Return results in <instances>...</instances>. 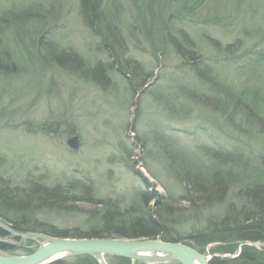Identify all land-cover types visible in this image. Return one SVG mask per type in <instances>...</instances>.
<instances>
[{"label":"rangeland","instance_id":"1","mask_svg":"<svg viewBox=\"0 0 264 264\" xmlns=\"http://www.w3.org/2000/svg\"><path fill=\"white\" fill-rule=\"evenodd\" d=\"M152 1L100 0L101 28L115 32L105 41L116 67L83 21L79 0H0L1 222L10 225L6 216L22 227L71 234L99 230L107 211L124 221L161 207L185 244L228 216L247 173L263 174L264 0H155L153 18ZM96 65L102 68L95 72ZM72 136L76 149L66 144ZM182 164L208 181L217 172L227 188L223 200L188 201L175 175ZM1 238L11 255L38 247L32 239ZM240 242L197 249L222 260L247 247L264 264L262 242ZM77 256L58 260L100 264Z\"/></svg>","mask_w":264,"mask_h":264},{"label":"trees","instance_id":"2","mask_svg":"<svg viewBox=\"0 0 264 264\" xmlns=\"http://www.w3.org/2000/svg\"><path fill=\"white\" fill-rule=\"evenodd\" d=\"M79 11L81 17L89 29L100 36V39L103 41V46L105 51L109 52L112 63H115L117 67V59L114 58L112 52L113 46L105 41L106 37L109 39H114L115 32L111 29H105L104 31L101 28L102 24V11L100 0H79ZM143 3V0H140ZM134 5H137V1L133 0ZM149 6L151 8L152 4H157L159 9V3L155 0L152 1ZM145 4V2H144ZM145 6V5H144ZM188 5L183 6L185 8ZM149 8V9H150ZM152 8L149 13L151 15ZM160 12V11H159ZM153 14V13H152ZM144 16L141 17V25L145 26ZM152 17V15H151ZM153 18V17H152ZM147 35H149V30H147ZM185 41L187 38L183 35ZM174 48H179L177 42L172 40ZM68 52H62V54H67ZM76 56L75 54H73ZM77 57V56H76ZM188 61H194L195 58L189 55ZM58 61V60H57ZM63 63L62 61H58ZM1 67V66H0ZM100 66L97 65L94 68L96 72L99 70ZM131 73H137V66L133 64L131 67ZM103 70V69H102ZM120 71L121 70L120 68ZM59 129L57 124H51ZM184 164L180 165L179 174H176L177 179L182 182V184L187 189L188 201L191 203L222 201L226 192V185L221 184V180L218 176V173L212 172V180L208 181L203 179V176L200 171L194 168V171L189 173L188 167H182ZM257 169V168H256ZM255 170V169H254ZM250 171V170H248ZM219 177V178H218ZM244 182L240 194V202L237 205L232 204L230 206V212L228 216L221 218L220 221L215 225L205 227L202 231L196 232V234L189 236V241H184L185 244L194 246L193 248H203L207 244L211 243H237L239 241H260L264 244V168L263 174L257 171L251 172L250 174L244 177ZM226 183L228 180L226 178ZM145 196V195H144ZM7 202V201H5ZM214 202V201H213ZM4 203H0L2 205ZM12 204V203H11ZM5 205V204H4ZM16 205L12 204L13 211L18 208ZM168 214V208H166ZM161 207H158L154 212L147 214V216H137L132 215L127 220H122L120 217H116L110 212H105L101 215L100 229H90L87 232H73L68 234L64 231H55V230H44L41 228H26L15 224V221L10 217L3 216L6 221L9 222L10 226L17 231H33L43 233L51 237H70V238H122V239H155L160 238L162 241L166 242H180L181 239L177 236H173L171 225L167 226L165 223L167 218H164ZM152 216V218H151ZM169 216V214H168ZM115 220V221H114ZM213 224V223H212ZM5 235L4 232L0 229V236ZM193 242V243H191ZM192 244V245H191ZM9 246L7 244L0 243L1 250H7ZM198 250V249H197ZM90 255L77 256V257H89ZM257 254L250 248L244 247L234 258L222 259L212 258L210 264H256ZM126 261L125 258H118ZM63 260L53 261L49 264H64Z\"/></svg>","mask_w":264,"mask_h":264},{"label":"water","instance_id":"3","mask_svg":"<svg viewBox=\"0 0 264 264\" xmlns=\"http://www.w3.org/2000/svg\"><path fill=\"white\" fill-rule=\"evenodd\" d=\"M71 132V129H68ZM67 145L71 149L78 147L77 136L68 138ZM0 229L13 238L23 240L32 239L38 243V247L26 255H11L0 249V264H49L65 256L91 255L100 257L106 264L103 256L129 258L131 260H152L157 254H165L170 260L180 264H210L211 257L205 256L198 250L179 243L166 242L155 239H122V238H70L51 237L39 232L17 231L10 225L0 221ZM0 243H10L0 238ZM240 243L253 244L254 241H241ZM260 243V242H256ZM264 247V244H262ZM143 252L151 253L149 257H143ZM154 255V256H153ZM100 263V262H99Z\"/></svg>","mask_w":264,"mask_h":264},{"label":"bare ground","instance_id":"4","mask_svg":"<svg viewBox=\"0 0 264 264\" xmlns=\"http://www.w3.org/2000/svg\"><path fill=\"white\" fill-rule=\"evenodd\" d=\"M92 32V31H91ZM93 33V32H92ZM94 35H97L98 36V34H96V33H93ZM99 38H100V36H98ZM176 50H177V52L179 53V49H182V47H179L178 49L177 48H175ZM158 57V56H157ZM110 64H111V62H110ZM97 66V65H96ZM100 66V65H99ZM100 68H102L101 66H100ZM152 83V82H151ZM149 83H145V86H147ZM140 254H142L143 255V257H149L150 255H151V253H147V252H143V253H140ZM154 256V255H153ZM98 258V260H99V262H100V264H103L102 263V261H101V259H100V257H97ZM145 262H148V263H151V264H153V263H157V262H160V261H168V260H170V257L168 256V255H165V254H157V256L156 257H154L152 260H149V258H145Z\"/></svg>","mask_w":264,"mask_h":264}]
</instances>
